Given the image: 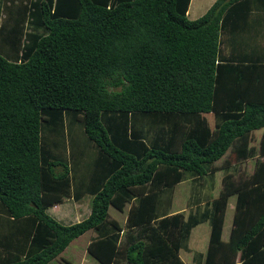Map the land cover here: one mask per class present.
I'll list each match as a JSON object with an SVG mask.
<instances>
[{
	"label": "trees",
	"instance_id": "obj_1",
	"mask_svg": "<svg viewBox=\"0 0 264 264\" xmlns=\"http://www.w3.org/2000/svg\"><path fill=\"white\" fill-rule=\"evenodd\" d=\"M190 3L0 0V264H52L89 230L100 264H185L203 222L195 264H264V0H215L195 19ZM249 159V176L227 173ZM217 170V197L163 211V194ZM88 196L78 222L48 213ZM127 204L122 225L109 208Z\"/></svg>",
	"mask_w": 264,
	"mask_h": 264
},
{
	"label": "rangeland",
	"instance_id": "obj_2",
	"mask_svg": "<svg viewBox=\"0 0 264 264\" xmlns=\"http://www.w3.org/2000/svg\"><path fill=\"white\" fill-rule=\"evenodd\" d=\"M214 1L215 0H191L187 12L188 18L195 19L200 17L206 12V10ZM259 137H260L259 132L255 131L253 133L252 145L258 144ZM230 152H228V154L224 158L230 157L231 156ZM222 162L223 159L218 160L217 162H215V165L221 166ZM234 163L235 162H233L232 164L234 166L236 165L237 167L236 169H234V166L231 165L230 170L232 172L219 170L214 174L212 179L208 177L206 178L205 181H202L203 185H201V182H195V181L192 182L186 180L180 182L176 187H174L171 190V192H173L172 196L174 200L180 201L179 203L186 201L182 203V206H185L186 204L185 213H187L188 212L187 203L188 201H193L192 197L195 198L198 197V195H200L201 196L200 200L202 202H200L199 205H203L206 202V200L208 199L210 200L211 197H216L218 192L222 189V177L224 173L226 172L231 173L233 179L249 176L254 169L255 160L250 159L240 164L237 163L234 164ZM188 195H192V197L191 196L189 197ZM165 198H166L165 195L161 196V199H164L163 200L164 202L166 201ZM89 201H90L89 196L85 197L80 203L74 202L71 199H67L61 205L58 204V205H54L53 207H50L48 209V213L62 224L67 225V224L75 223L84 219L88 215L90 211ZM234 203H235V198L234 196H231L229 198L228 207L225 214L224 228L222 233L223 238H228L229 236L230 225L234 210L233 209ZM160 206L162 207L164 206V204L161 203ZM109 214L113 217L118 218L119 221H121V223L125 221L126 213L124 212L121 213L120 211L116 210L113 207L109 208ZM209 231H210V226L208 222H203L197 225L192 229L190 238L188 240V245H191V243L193 244L196 241H200L204 243L206 246L209 237ZM91 233L94 232L92 230L87 231L83 235L72 240L70 244L61 253V256L60 255L57 256V259L54 260L52 264H63L62 258L60 257L66 258L67 260L70 261L71 264H100L93 257H91L89 254L85 252L86 242L88 237L91 235ZM183 252L184 250H182L181 256L185 260L187 258V255Z\"/></svg>",
	"mask_w": 264,
	"mask_h": 264
},
{
	"label": "crops",
	"instance_id": "obj_3",
	"mask_svg": "<svg viewBox=\"0 0 264 264\" xmlns=\"http://www.w3.org/2000/svg\"><path fill=\"white\" fill-rule=\"evenodd\" d=\"M190 6V5H189ZM211 6V5H210ZM209 6V7H210ZM260 16H257V19L259 18ZM243 37V36H242ZM259 38H261L260 36H259ZM262 40L261 41H264V39L263 38H261ZM263 44V43H262ZM230 45H226L225 46V50H229L230 49ZM263 47H264V45H263ZM256 132H259V134H261V132H262V130H257ZM221 160V159H220ZM250 160V159H249ZM254 160V159H253ZM245 162V161H244ZM215 164V163H214ZM217 171H219V170H217ZM216 171V172H217ZM215 172V173H216ZM253 172V171H252ZM214 173V174H215ZM244 177H246V176H244ZM244 177H239L238 179H242V178H244ZM186 181V180H185ZM187 181H194V180H191V179H189V180H187ZM180 183V182H179ZM178 183V184H179ZM205 183V182H204ZM177 184V185H178ZM177 185H175L174 187H176ZM201 185H203V183L201 184ZM173 187V188H174ZM221 191V190H220ZM219 191V192H220ZM219 192H218V194H219ZM172 194H173V192H171V194H169V196H167L166 194H163L162 196H166V198H168V197H170V202H169V204H164V206H162L161 208L163 209V211L166 213V214H168V215H170V214H174V213H178V212H183L185 215H187L188 214V212H189V210H191V209H195L196 208V206L197 205H199V203L200 202H202L201 200H200V198H201V196L200 195H198V197H195V198H193L192 197V195H188L189 197L191 196L192 197V199H193V201H188V203H187V206H188V212L187 213H185V207H186V204H185V206H182V203H184V202H186V201H183V202H181V203H179L180 201H178V200H174V198H173V196H172ZM218 194H217V196H218ZM171 195V196H170ZM200 196V197H199ZM216 196V197H217ZM231 196H234V198H236V196L235 195H231ZM230 196V197H231ZM229 197V198H230ZM165 198V199H166ZM213 198H215V197H211L210 198V200L211 199H213ZM206 201H209V199L208 200H206ZM228 202H229V199H228ZM63 203V202H62ZM61 203V204H62ZM61 204H59V205H61ZM192 204V205H191ZM234 205H235V203H234ZM202 206V205H201ZM129 207H130V204H127L126 206H125V209H124V213H126L125 215V220H126V217H127V212H128V209H129ZM228 207V206H227ZM233 209H234V207H233ZM126 210V211H125ZM162 211V212H163ZM123 212H121V213H123ZM233 212H234V210H233ZM89 214V213H88ZM110 217H112V218H115V219H117L118 221H119V219L118 218H116V217H113V216H111L110 215ZM232 218H233V215H232ZM225 220V219H224ZM120 223H121V221H119ZM125 223V221L123 222V223H121L122 225ZM210 226V225H209ZM232 226H233V223H232V220H231V225H230V232H231V228H232ZM223 228H224V225H223ZM0 229H1V227H0ZM90 231V230H89ZM94 233H91V235L88 237V239H87V242H86V246H85V252L88 254V252H87V246H88V244L91 242V240L96 236V232L94 231V230H92ZM191 232H192V230H191ZM210 232V231H209ZM230 232H229V236H228V238H223L222 237V235H221V237H222V240H224V241H227L228 239H229V237H230ZM222 233H223V229H222ZM190 238V237H189ZM208 241H209V237H208ZM208 241H207V245L205 246V244L204 243H202V242H200V241H196V242H194L193 244L191 243V245H188V242H187V245H186V247L187 248H182V247H180V250H179V257H180V259L185 263V264H188L189 262V264H195V261H196V259H197V257H196V259L194 258V255L196 254V253H205V251H206V249L208 248ZM193 248V249H192ZM182 250H184V252L183 253H185L186 255H187V258L184 260L183 259V257L181 256L182 255ZM82 256H83V254H82ZM189 257V258H188ZM198 261H199V259H198ZM98 262V261H97Z\"/></svg>",
	"mask_w": 264,
	"mask_h": 264
}]
</instances>
